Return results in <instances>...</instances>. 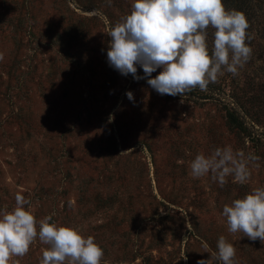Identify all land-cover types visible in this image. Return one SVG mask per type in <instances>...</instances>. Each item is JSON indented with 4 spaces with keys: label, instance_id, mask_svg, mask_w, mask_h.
<instances>
[{
    "label": "rangeland",
    "instance_id": "374dc122",
    "mask_svg": "<svg viewBox=\"0 0 264 264\" xmlns=\"http://www.w3.org/2000/svg\"><path fill=\"white\" fill-rule=\"evenodd\" d=\"M133 2L0 0V217L19 193L37 232L47 216L76 228L103 249L101 264H222L220 236L236 248L234 264H264V241L230 233L222 215L264 187L263 10L245 15L252 51L237 74L170 96L147 84L161 69L134 80L108 64L110 27ZM228 146L259 157L249 180L192 176L197 154ZM48 247L37 237L9 264H40Z\"/></svg>",
    "mask_w": 264,
    "mask_h": 264
},
{
    "label": "clouds",
    "instance_id": "9594fccd",
    "mask_svg": "<svg viewBox=\"0 0 264 264\" xmlns=\"http://www.w3.org/2000/svg\"><path fill=\"white\" fill-rule=\"evenodd\" d=\"M210 26L215 29L211 55L207 43ZM249 27L245 14L226 10L222 0H134L130 14L110 27L107 61L122 76L131 74L134 80L151 77L161 69L147 84L160 95L183 96L197 87L206 90L225 69L237 74L251 56L246 43ZM137 65L144 77L137 76ZM125 95L133 101L132 92ZM258 159L234 153L228 146L216 149L211 157L197 154L191 161V174L200 178L212 173L221 186L227 176L234 175L243 184L250 178L248 162ZM29 203L18 193L15 207L0 217V264L26 255L37 237L49 246L43 250L40 264H101L104 251L94 237L85 238L76 228L50 223L51 216L40 221L37 232L36 217L25 208ZM222 215L230 233L242 232L251 241H264V187L226 204ZM217 249L216 258L222 264H234L237 250L224 236L218 238Z\"/></svg>",
    "mask_w": 264,
    "mask_h": 264
},
{
    "label": "trees",
    "instance_id": "16d2710c",
    "mask_svg": "<svg viewBox=\"0 0 264 264\" xmlns=\"http://www.w3.org/2000/svg\"><path fill=\"white\" fill-rule=\"evenodd\" d=\"M222 2L227 8L232 5L234 8L241 10L248 19L257 16L253 8L262 9L260 15L262 16V23H264V0H222Z\"/></svg>",
    "mask_w": 264,
    "mask_h": 264
}]
</instances>
